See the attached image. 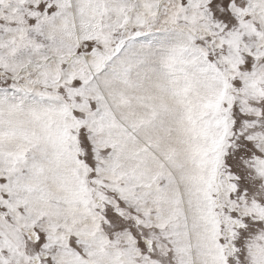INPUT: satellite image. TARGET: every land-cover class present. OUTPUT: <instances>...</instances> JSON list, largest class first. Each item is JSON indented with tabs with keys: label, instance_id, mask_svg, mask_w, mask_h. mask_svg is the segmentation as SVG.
<instances>
[{
	"label": "snow or ice",
	"instance_id": "1",
	"mask_svg": "<svg viewBox=\"0 0 264 264\" xmlns=\"http://www.w3.org/2000/svg\"><path fill=\"white\" fill-rule=\"evenodd\" d=\"M0 264H264V0H0Z\"/></svg>",
	"mask_w": 264,
	"mask_h": 264
}]
</instances>
